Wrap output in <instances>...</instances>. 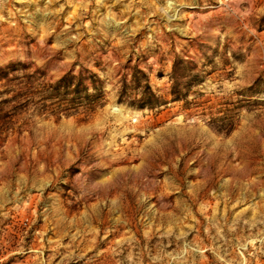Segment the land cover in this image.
I'll list each match as a JSON object with an SVG mask.
<instances>
[{"label": "rangeland", "instance_id": "374dc122", "mask_svg": "<svg viewBox=\"0 0 264 264\" xmlns=\"http://www.w3.org/2000/svg\"><path fill=\"white\" fill-rule=\"evenodd\" d=\"M0 264H264V0H0Z\"/></svg>", "mask_w": 264, "mask_h": 264}, {"label": "trees", "instance_id": "16d2710c", "mask_svg": "<svg viewBox=\"0 0 264 264\" xmlns=\"http://www.w3.org/2000/svg\"><path fill=\"white\" fill-rule=\"evenodd\" d=\"M66 81H67V82H66ZM61 83H63V84H61ZM69 83H71V82H70V81L68 82V78L65 77V78H63V79L60 81V83L56 84V85L53 87V89H54L55 91H58V90L61 89V86H64L67 90H69V88L71 87ZM28 89H30V88H28ZM59 92H60V91H59ZM17 95L20 96V95H22V93L19 92ZM71 102H72V101H71ZM71 102H69L70 105H71ZM133 104H137L139 107H145V106L148 105L147 101H142V102H140V103H133Z\"/></svg>", "mask_w": 264, "mask_h": 264}]
</instances>
